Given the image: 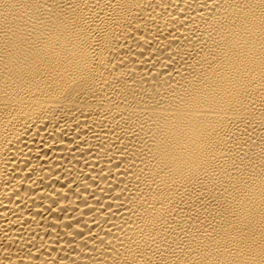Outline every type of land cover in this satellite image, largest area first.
Listing matches in <instances>:
<instances>
[{
    "label": "bare ground",
    "instance_id": "obj_1",
    "mask_svg": "<svg viewBox=\"0 0 264 264\" xmlns=\"http://www.w3.org/2000/svg\"><path fill=\"white\" fill-rule=\"evenodd\" d=\"M0 264H264V0H0Z\"/></svg>",
    "mask_w": 264,
    "mask_h": 264
}]
</instances>
